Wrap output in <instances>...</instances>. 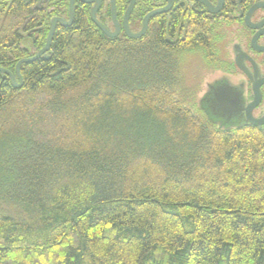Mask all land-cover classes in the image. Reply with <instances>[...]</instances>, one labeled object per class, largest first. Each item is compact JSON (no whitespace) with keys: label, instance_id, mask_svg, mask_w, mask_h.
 Segmentation results:
<instances>
[{"label":"trees","instance_id":"1","mask_svg":"<svg viewBox=\"0 0 264 264\" xmlns=\"http://www.w3.org/2000/svg\"><path fill=\"white\" fill-rule=\"evenodd\" d=\"M154 1L137 0L130 26ZM176 3L133 40L76 1L21 88L0 73V264H264V127L206 111L185 69L207 58L196 35L213 41L214 18ZM116 5L122 24L130 0ZM69 8L0 0V68L16 74ZM111 15L102 0L98 20Z\"/></svg>","mask_w":264,"mask_h":264},{"label":"flooded vegetation","instance_id":"2","mask_svg":"<svg viewBox=\"0 0 264 264\" xmlns=\"http://www.w3.org/2000/svg\"><path fill=\"white\" fill-rule=\"evenodd\" d=\"M209 1L214 6L218 5V0ZM258 3H264V0H225L222 10L217 14L209 13L206 6L199 3L204 8L200 11L206 13L204 14V24H207L210 17L214 18L217 34L213 41L210 40L207 31L203 35L201 33L196 35L199 42L197 51L206 53L207 58L202 61L204 70L209 72L211 77L208 79L207 76V90L204 91L202 97L204 98L210 93L212 87L217 84L228 85L239 97V104L236 107L244 108L239 113L219 119L224 124H248L245 109L254 101V87L257 84H260L262 100L252 111V114L257 119L264 116V8H259L248 15ZM154 5L156 7L153 10H156L166 7L168 2L155 0ZM176 6V0H173V7L165 14L169 15ZM121 25L123 26V23ZM142 25L143 20L140 29L130 27L133 32H139ZM179 37L180 33L176 32L175 39L178 40ZM263 127L264 125L260 128Z\"/></svg>","mask_w":264,"mask_h":264},{"label":"water","instance_id":"3","mask_svg":"<svg viewBox=\"0 0 264 264\" xmlns=\"http://www.w3.org/2000/svg\"><path fill=\"white\" fill-rule=\"evenodd\" d=\"M80 1L83 4L93 5L91 10V19L94 24L109 38H117L121 35L122 30L127 35L128 38L137 40L144 37L148 31L149 22L152 18L165 14L171 10L173 7V0H166L168 5L163 8H159L148 13L143 19L142 29L139 32H133L130 27V19L134 12V9L137 5V0H130V5L125 12L123 17V26L120 24L117 18V5L116 0H109L111 5L112 12V22L114 26V31L110 30L107 26L101 23L98 18V12L102 7V0H70V17L69 19H64L61 17H55L51 22V29L47 38L45 47L40 50L35 56L21 60L16 67V74L12 73L9 70L0 68V73L6 74L11 79V82L15 88H21L23 86V79L21 75V67L24 64H30L41 57L48 58V52L50 51L53 36L56 32L57 26L61 25L62 27H70L73 25L75 20V3ZM206 6L207 10L211 14H217L222 10L225 0H218V5L214 6L209 0H195ZM259 8H264V3L256 4L249 12L248 15L253 13ZM19 81V82H18ZM255 98L254 101L246 107V118L247 123L256 127H262L264 125V116L260 119H257L253 116L252 111L260 104L262 100V92L260 90V84L255 85L254 87ZM201 102L206 108V111L210 114L211 117L217 121L222 122L219 119H224L228 116L234 115L244 110V108L239 107V97L237 93L228 85L217 84L212 87L210 93H208L204 98H201ZM228 125V124H226ZM242 125V124H237Z\"/></svg>","mask_w":264,"mask_h":264},{"label":"rangeland","instance_id":"4","mask_svg":"<svg viewBox=\"0 0 264 264\" xmlns=\"http://www.w3.org/2000/svg\"><path fill=\"white\" fill-rule=\"evenodd\" d=\"M113 25V24H112ZM111 24H108L110 29H113ZM137 29V28H136ZM204 63L202 61V59L198 56H192L188 59L187 63H186V69H185V73L188 77L189 80L193 81L194 83H198V82H202V90L203 92L201 93V98L204 93L205 90H207V76L209 77L208 79H210V75L209 72H207L206 70H204Z\"/></svg>","mask_w":264,"mask_h":264}]
</instances>
